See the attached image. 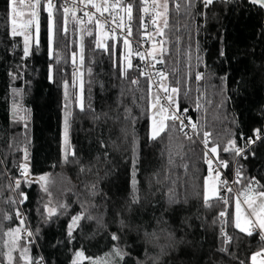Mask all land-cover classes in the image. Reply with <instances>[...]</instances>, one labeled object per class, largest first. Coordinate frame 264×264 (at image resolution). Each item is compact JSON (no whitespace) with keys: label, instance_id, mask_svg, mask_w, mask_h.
<instances>
[{"label":"trees","instance_id":"1","mask_svg":"<svg viewBox=\"0 0 264 264\" xmlns=\"http://www.w3.org/2000/svg\"><path fill=\"white\" fill-rule=\"evenodd\" d=\"M125 3L132 4V16L140 26L141 0ZM184 4L185 0H168V27L163 25L162 36L155 34V56L163 61L157 64L167 76L163 82L179 89L175 93L179 108L188 109L194 123L210 132L213 141L224 146L234 138L239 147L242 137L255 138L254 129L264 126V10L249 0H215L204 9L196 0L189 15ZM200 11L204 15L197 14ZM8 12L9 0H0V190L6 191L7 176L20 178L18 166L23 164L28 165L31 177L38 180L48 175L50 181L51 197L39 182L21 184L28 200L18 207L35 234L31 256L42 258V264H71L74 250L81 246L87 254L103 255L110 248L109 232L120 229L121 246L132 254L129 264L137 260L144 264H237L217 251L220 224L213 220L222 204L202 207L207 174L203 148L195 139L188 140L178 125L171 127V121L162 139L150 138L149 80L133 55L127 79L122 75L128 53L124 39L110 36L106 49L99 48L95 24L85 21V110L81 111L70 69L78 24L69 16L67 33L57 31L54 59L47 13L41 11L39 43L32 42L30 54L23 57V39L11 36ZM57 20L59 26V14ZM197 73L203 74L202 79H196ZM132 79L139 84H131ZM14 89H20L22 96L14 95ZM14 103L24 111L14 113ZM68 113L66 143L63 131ZM66 152H75L67 163ZM246 156L238 162L243 176L255 177L264 185V140L255 143ZM219 158L228 162L225 169L230 171L235 156L219 151ZM244 188L247 180L237 184V191ZM253 188L258 190L257 185ZM49 199L53 207L67 204V213L48 218L44 205ZM80 203L95 219L81 220L73 232L75 239L69 242L67 227L70 217L81 211ZM0 210L11 213L13 206L0 198ZM18 223L3 221L5 228ZM226 230L234 237L230 250L250 264V255L260 250L258 237H248L231 226ZM145 232L155 235L145 238Z\"/></svg>","mask_w":264,"mask_h":264},{"label":"snow or ice","instance_id":"2","mask_svg":"<svg viewBox=\"0 0 264 264\" xmlns=\"http://www.w3.org/2000/svg\"><path fill=\"white\" fill-rule=\"evenodd\" d=\"M215 0H199L202 8L207 9L209 6L213 5ZM227 2V0H226ZM252 5H260L264 9V0H249ZM83 5V8L78 7V5ZM143 13L146 14L152 21L154 25H158L160 17H164L163 25L164 28L168 27V0H163V4H160L158 0H141ZM9 7L11 9L9 15V24L11 26V36L23 37V57H27L30 54L29 44L32 40V32L35 31L36 43H39V31H40V15L41 11L47 13L48 21V32L50 46L52 47V56L55 59V36L57 31L67 33V23L68 18L71 16L73 21L79 25L85 24V18H87L88 24H95L96 28L104 29L109 23L115 24L117 29L123 30L127 29V34L131 35L130 22L133 19V6L132 4H126L125 0H102V3H97L96 0H64L63 3L57 4L54 0H46V5L42 3V0H9ZM160 7L163 8V12L158 11ZM180 4L176 5L177 11L180 10ZM93 8L95 12L88 11L86 9ZM196 8V0H185L184 10L187 14L191 15L192 10ZM83 12V16H77V12ZM120 12H124L127 15L129 25L124 24V16L120 15ZM99 14L98 16L96 14ZM105 13L108 15L105 16ZM57 14H59V26L57 20ZM199 15H204L202 11L198 12ZM143 20V17H141ZM83 31V29H82ZM157 32L159 35H163V29L157 27ZM87 35H93L92 30L87 31ZM107 33H105V38H107ZM124 44L129 45L128 39H124ZM162 43V42H160ZM97 47L105 48L106 45L103 41L97 42ZM83 48L81 47L80 61L83 63ZM132 50L129 47V51L125 56V61L127 67L122 69V75L127 79V70L133 67L130 57L132 56ZM223 54V53H222ZM136 55L140 60H146L150 57L151 60L157 62H163L162 60H157V57L153 52L140 53L137 52ZM73 63L76 60V54H72ZM199 59V57H197ZM149 67H154V65L149 64ZM145 75L146 78L151 79L146 73H141ZM158 76L157 84L159 85L158 91H163L166 95L161 97L160 95L152 96L151 108L153 109V115L151 117V129L150 138L154 141L162 139L163 135H166L170 131V126L168 121L172 122L171 127H176L179 125V130L184 131L185 128H190L198 137H201V143L203 144V162L207 165V176L203 181V192H202V207L206 209H213L216 205H232L234 204V212L220 210L216 213V219L213 220V224H220L218 239L221 242V246L217 249L218 252L229 256L232 259L237 260V264H246L245 260H240L234 252L230 250V245L233 243L234 237L228 233L226 226H231L238 230L240 233L245 234L248 237H258V243L260 245V250L252 253L248 260L250 264H264V185H261L255 177L245 178L242 174V167H237L235 172V179L232 181L233 184H241L247 180V190L238 193L233 196V188L228 185L227 180L221 179L219 168H227L229 164L225 160L219 158V151L224 153H232L236 157L247 158L245 155L246 147H238L236 140L230 139L227 144L221 146L212 140L211 134L208 131H203L198 123L191 121L190 117H183L177 115L179 112V105L173 99V96L169 93H178L179 89L175 87H169L160 81L166 80L167 76L163 72H157ZM203 74L197 73L196 79H202ZM16 78V77H14ZM226 79V78H224ZM133 85H138L139 80L132 79L130 81ZM65 88L69 85L65 82ZM81 90L83 89V84L80 85ZM151 91V86L149 87ZM13 94L17 96H22V91L20 89H14ZM67 95V93H66ZM165 100L167 106L161 103V100ZM80 110H85V104L83 97L79 99ZM201 105L197 103V109ZM175 108V111L172 109ZM89 111H93L91 107L88 108ZM13 111L17 113L19 111H24L22 105L13 104ZM128 111V110H126ZM185 113L188 109L183 110ZM70 113L66 114L65 119V138L67 143L68 135V116ZM23 119V117H21ZM94 119H99V116H94ZM188 120V124L184 123V120ZM185 137L188 140H192V136H189L187 132H184ZM255 139L249 137L245 144H254L257 140H264V130L254 129ZM212 144L213 146L209 147ZM102 143V147H103ZM219 150V151H218ZM72 155L75 157V152L65 153V162H68V156ZM179 155V154H177ZM27 158V154H25ZM215 158V166H214ZM182 159V157H181ZM79 162V161H76ZM171 162V161H170ZM187 167V165H185ZM20 172V178L16 176H7L9 183L7 185L6 191L0 190V198L6 200V202L13 206V211L11 213L0 210V264H42V258L40 260L34 259L31 256L30 244L32 243L31 237L33 233L28 230L26 226V219L22 210L18 205L23 204L28 200V196L25 192L21 190V184L27 183L29 186L32 183L39 182L41 184L42 190L51 197L49 192L48 175H40L37 179H33L29 174V169L27 164L18 166ZM82 172L85 171L83 167L80 169ZM135 176V162L133 165V177ZM136 181L133 179V184ZM253 185L258 186V190H254ZM221 189L227 195L221 194ZM171 191V190H170ZM7 192V194H6ZM92 192L95 193V185L92 186ZM12 193L16 194L17 198H13ZM242 197V199H241ZM132 202H138V198L133 192ZM52 200L44 205V211L47 213L48 218L53 215L65 214L68 211L69 206L67 204L60 203L53 207ZM246 206V207H245ZM81 211L70 217V223L67 227V237L68 241L71 242L75 239L73 232L80 226L81 220H93L95 219L88 213V208L85 207L83 203H80ZM58 209L63 210L58 213ZM3 221H9L19 223L13 227H4ZM100 222L99 220L97 221ZM124 222L121 220L120 225L123 226ZM149 235H155V233L145 232V238ZM110 237V248L109 251L103 255L98 254H87L86 250L81 248L74 250V258L71 260V264H129L132 260V254L126 249V247L121 246V230L109 232ZM133 264H144L143 261H133Z\"/></svg>","mask_w":264,"mask_h":264},{"label":"built area","instance_id":"3","mask_svg":"<svg viewBox=\"0 0 264 264\" xmlns=\"http://www.w3.org/2000/svg\"><path fill=\"white\" fill-rule=\"evenodd\" d=\"M54 2L57 3V4H61V3L64 2V0H54ZM42 3H44L46 5V0H42ZM150 3H151V0H149V4ZM78 7L83 8V5L82 4L78 5ZM86 10L95 12V9H93V8H88ZM96 15L98 16L99 14L97 13ZM107 15L108 14L105 13V16H107ZM120 15L124 16V24L125 25H129V21L127 19V15L124 12H120ZM77 16H83V12L78 11L77 12ZM141 17H143V20L141 19ZM86 20H87V18H85V21ZM130 27H131V35L127 34V29L126 28L123 29V30L117 29L116 31H113V29H116V25L112 24V23L107 24L105 26V29L107 30V32L109 33V35L111 37L128 39L129 46H130V48L132 50V53H133L132 55L135 56L137 61H138L140 72L141 73L142 72L146 73L149 76H151V79L147 78L149 80V84L151 86V92H153L155 95H160L161 97H164L166 94L163 93V91H158L159 85L157 84V80L159 78L156 75V73L160 72V68H159V66L157 64V61L151 60L150 57H147L146 60L142 61L136 55L137 52L145 53V54L148 53V52H153V46H154V40H155V33H154L155 25L152 23L151 19L146 14L143 13V10L141 8V12H140V26L136 25V23L134 21V18H133L132 21L130 22ZM72 54H73V52L71 53L70 69H71L72 74L73 73L75 74L76 73V66L73 63ZM154 55H155V53H154ZM149 64L154 65V67H149ZM125 65L127 67L126 61H125ZM143 76H145V75H143ZM160 82L164 84L163 80L160 81ZM169 94H171V93H169ZM161 103H164L165 106H167L165 100L162 99ZM183 110L184 109H180L179 108V112L177 113V115H181L182 118L183 117H190L191 118V115L188 113V111L185 113ZM172 111H175V108H173ZM191 121L194 122L192 118H191ZM184 123L188 124V120L185 119ZM178 127H179V125H178ZM262 130H264V126H263ZM184 132H187L189 136H192V138L195 139L201 145V147L203 148V144L201 143V138L198 137L190 128H185L182 133L184 134ZM247 139L248 138H246V137H242L241 144L239 146V147H242V148L246 147L245 155H247V152L249 151V149H251V147L255 143L260 141V140H257L254 144L246 146L245 141ZM253 139H255V138H253ZM242 158L243 157H236L235 156V158L233 160V163H232V168H231L230 171H227L225 168H219L218 169L220 171V174H221V179L222 180H227L228 181V185L233 188L232 195H236L238 193L237 192V184H233L232 181L236 178L235 177V172H236L237 167H240V165H238V162ZM214 166H215V158H214ZM221 194L222 195H227L226 193L223 192L222 189H221ZM21 210H22V212L24 214V217L26 219L24 210L23 209H21ZM222 210L228 211V205H223L222 204ZM26 226H27L28 230H30V228H29V226L27 224V219H26ZM31 240H32V237H31ZM32 243H34V241Z\"/></svg>","mask_w":264,"mask_h":264},{"label":"rangeland","instance_id":"4","mask_svg":"<svg viewBox=\"0 0 264 264\" xmlns=\"http://www.w3.org/2000/svg\"><path fill=\"white\" fill-rule=\"evenodd\" d=\"M96 2L97 3H102V0H96ZM158 2L160 4H163V0H158ZM157 10L163 12V8L162 7H160ZM10 12H11V9L9 7L8 22H9ZM163 21H164V17H160V19L158 21V25H155L156 26V28L154 30L155 34H157V27H159L161 29L163 28ZM77 28H78V31H77V41H76V51H75L76 60H75V63H74L75 66H76V73L75 74L73 73L72 76H73L74 83H75L76 101H77L78 106H80L79 105V99H80L81 96L83 97V89L81 90V87H80L81 83L83 84V63H81V61H80L81 47L83 48V31H82L83 25H79L78 24ZM9 31L11 33L10 24H9ZM105 33L108 34L107 38H105ZM109 38H110V35H109V33L107 32V30L105 28L104 29L96 28V44H97V42H100V41H103V43L105 44L106 41H108ZM22 39H23V37H22ZM35 41H36V34H35V31L33 30V32H32V40H31V42L29 44V49H30V46H31L32 42H35ZM155 49H157V48L155 46V40H154V46H153V52L154 53H155ZM128 51H129V45H127V52ZM82 55H83V52H82ZM70 60H71V58H70ZM154 95L155 94L153 92H151V96H150V99H149V110H148L149 111V133H150V129H151V117L153 115V109L151 108V102H152L151 98ZM171 95L173 96V99L175 100V93H171ZM63 135L65 137V131H63ZM206 176H207V174H206ZM237 192L240 193V192H244V191H237ZM13 194H14L15 198H17V199L19 198V197H16L15 193H13ZM236 195H234V196H236ZM241 199H242V197H241ZM234 210H235L234 209V204H232V212H234ZM30 231L33 233V235H32V242H33V241H35V234H34L33 230L30 229Z\"/></svg>","mask_w":264,"mask_h":264},{"label":"crops","instance_id":"5","mask_svg":"<svg viewBox=\"0 0 264 264\" xmlns=\"http://www.w3.org/2000/svg\"><path fill=\"white\" fill-rule=\"evenodd\" d=\"M247 190V188H244V189H241L240 191H246Z\"/></svg>","mask_w":264,"mask_h":264},{"label":"water","instance_id":"6","mask_svg":"<svg viewBox=\"0 0 264 264\" xmlns=\"http://www.w3.org/2000/svg\"><path fill=\"white\" fill-rule=\"evenodd\" d=\"M258 6H260V5H258ZM261 7V6H260ZM262 8V7H261ZM264 10V9H263ZM263 20H264V16H263ZM33 178V177H32ZM33 179H35V178H33Z\"/></svg>","mask_w":264,"mask_h":264},{"label":"flooded vegetation","instance_id":"7","mask_svg":"<svg viewBox=\"0 0 264 264\" xmlns=\"http://www.w3.org/2000/svg\"><path fill=\"white\" fill-rule=\"evenodd\" d=\"M260 7V6H259ZM261 8V7H260Z\"/></svg>","mask_w":264,"mask_h":264}]
</instances>
